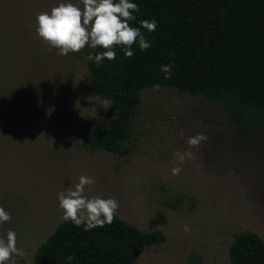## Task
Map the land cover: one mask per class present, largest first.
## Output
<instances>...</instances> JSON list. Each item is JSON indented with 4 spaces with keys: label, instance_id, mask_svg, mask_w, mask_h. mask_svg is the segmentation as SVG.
<instances>
[{
    "label": "rangeland",
    "instance_id": "1",
    "mask_svg": "<svg viewBox=\"0 0 264 264\" xmlns=\"http://www.w3.org/2000/svg\"><path fill=\"white\" fill-rule=\"evenodd\" d=\"M61 2L83 7L81 0H0V207L11 214L0 236L16 232L25 255H14L15 264H34L65 222L58 193L82 175L95 181L85 196L115 198L122 220L165 235L136 264H232L238 234L264 240V128L242 140L219 102L147 90L123 153H90L89 131L114 108L105 110L91 86L95 48L61 57L37 35V15ZM198 133L207 140L190 148ZM177 151L196 159L174 165Z\"/></svg>",
    "mask_w": 264,
    "mask_h": 264
},
{
    "label": "trees",
    "instance_id": "2",
    "mask_svg": "<svg viewBox=\"0 0 264 264\" xmlns=\"http://www.w3.org/2000/svg\"><path fill=\"white\" fill-rule=\"evenodd\" d=\"M118 2V0H115ZM139 6L130 26L157 22L155 31L141 28L150 48L126 58L89 62L91 86L102 100L113 102L114 117L91 129L83 147L90 153L121 155L134 132V117L143 93L171 88L222 104L237 124L242 140L264 128V0H130ZM173 64L170 79L162 65ZM159 89V90H160ZM63 222L38 249L34 264H136L151 246L162 245L161 231L143 232L115 215L111 225L89 231ZM74 256L69 262L66 256ZM232 264H264V240L242 232L229 249ZM194 264H198L192 262Z\"/></svg>",
    "mask_w": 264,
    "mask_h": 264
},
{
    "label": "clouds",
    "instance_id": "3",
    "mask_svg": "<svg viewBox=\"0 0 264 264\" xmlns=\"http://www.w3.org/2000/svg\"><path fill=\"white\" fill-rule=\"evenodd\" d=\"M83 7L72 2H61L49 12H41L36 17V33L48 46V51L57 50L61 57L70 53H79L85 47L106 49L98 53L96 62L104 59L112 61L116 58L115 46L124 47V55L131 58L134 55L132 46L139 44L141 51L151 47L141 32V28L149 32L155 31V20H144L140 27H132L129 21L135 20L133 13L138 12L139 6L130 0H81ZM173 64L162 65L161 71L165 79H170ZM160 86L154 85L153 91H159ZM104 109L112 106L111 100H104ZM53 109L48 110L50 115ZM114 117V116H113ZM207 136L198 133L189 137L187 143L190 148H198ZM82 142V141H80ZM83 143V142H82ZM194 161V152L177 151L173 154V164L180 165L185 160ZM179 166L172 168L173 175L181 172ZM95 181L88 176H80L79 182L69 186L65 191L58 193L59 208L63 210V219L71 221L75 226L84 225V230L89 231L97 227L111 225L119 210V202L115 198L103 199L100 196L88 198L85 196L86 186L93 185ZM11 221V214L0 207V226ZM185 233L190 231L188 225L183 228ZM23 257L24 251L17 247V235L13 230H8L6 237L0 236V264H15L13 256ZM66 259L71 262L74 256L68 255Z\"/></svg>",
    "mask_w": 264,
    "mask_h": 264
}]
</instances>
